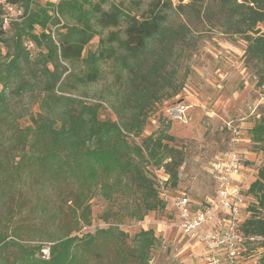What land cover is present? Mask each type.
Returning <instances> with one entry per match:
<instances>
[{"label": "trees", "instance_id": "1", "mask_svg": "<svg viewBox=\"0 0 264 264\" xmlns=\"http://www.w3.org/2000/svg\"><path fill=\"white\" fill-rule=\"evenodd\" d=\"M37 1L5 0L26 16L15 28L11 50L3 58L0 55V195L7 199L5 223L14 224L26 209L45 214L50 207L58 234L46 237L49 244L46 255H42V241L21 242L15 229L19 226H13L16 232L9 241L4 240L0 228V264H148L155 241L151 229L138 231L131 242L127 233L109 228L81 236L71 232L89 223V200L96 193L107 201L136 196L143 210L140 218L147 211L164 207L156 181L146 175L142 163L153 162L168 176L164 185L168 180L175 185L181 151L169 143L172 137L166 133L154 137L142 136V132L152 105L180 90L175 63L188 26L172 22L171 14H182L189 4L204 0H152L141 14H131L116 4L105 10L100 1L93 0H44L32 8ZM212 1L229 24L227 30L246 41L247 57L264 62V0ZM5 14L0 4L3 44L4 31L12 23L3 27ZM59 17L72 23L62 25L63 31L54 40L47 31L50 24H59ZM120 23L124 24L122 35L111 32L100 37L95 50L81 57L85 45L99 33L98 28ZM24 39L37 49L34 55ZM80 57V75L60 63L71 64ZM169 60L174 65L167 68ZM103 64H109L115 74L117 87L112 102L121 105L119 121L102 118L99 103L64 94L69 78L73 76L79 86L93 83ZM24 95L34 97L37 110L16 114L11 100ZM23 115H27L26 123L19 121ZM249 134L264 152V117ZM32 191L45 195L38 211L29 206ZM245 202L243 234L264 237V217L256 212L264 207L263 164ZM259 245L264 246V240ZM7 247H11L10 254L3 250ZM110 254L113 261L108 262Z\"/></svg>", "mask_w": 264, "mask_h": 264}, {"label": "rangeland", "instance_id": "2", "mask_svg": "<svg viewBox=\"0 0 264 264\" xmlns=\"http://www.w3.org/2000/svg\"><path fill=\"white\" fill-rule=\"evenodd\" d=\"M44 0L35 2L32 8L39 7ZM101 3L108 10L116 4L131 14L143 13L152 0H93ZM190 2V0H183ZM36 5V7L34 6ZM23 10V9H22ZM11 18L12 23L5 29L6 42L0 43V55L11 50V38L15 28L22 24L26 14ZM59 24H50L48 31L54 40L57 39L62 25L71 24L72 20L59 17ZM172 22H183L188 26V36L182 44L177 67L178 93L169 98L161 97L155 102L144 125L142 136H158L166 133L171 136V145L181 151V164L178 168L176 184L168 182L163 185V169L153 162L144 161L143 170L146 175L156 181L157 192L173 194L184 192L190 199L199 203L216 194L215 169L227 152H236L243 163L242 171L246 172L257 162L264 165V152L259 150L250 139V128L264 117V62L253 60L245 54L246 41L242 36L231 34L229 25L220 16L219 5L212 0L195 2L184 8L182 14L173 12ZM123 23L107 28H98L99 33L85 45L81 57L95 50L100 37H107L111 32L122 35ZM24 44L32 55L37 49L27 39ZM80 59L74 63L60 61L68 71L80 75L83 64ZM167 68L172 65V60ZM174 65V63H173ZM51 67V66H50ZM115 74L109 64H103L98 79L85 86H79L72 76L66 81L64 94L80 98L88 103L102 105L100 116L119 121L122 113L119 103L112 102L116 92ZM16 114L24 111L35 112L37 104L34 97L24 95L11 100ZM174 109L183 112V120L173 118ZM27 115L19 118L27 122ZM140 143L139 138H135ZM163 186V187H162ZM160 189V190H159ZM43 193L30 192L34 210L38 211L44 199ZM248 199V198H247ZM163 208L143 213L139 200L135 196H117L107 201L99 194L89 200L90 221L71 232L81 236L93 233L98 229H113L127 233V241L131 242L135 233L142 229H151L155 241L149 254L148 264H199L196 240L183 236L176 227L172 209L164 202ZM202 203L197 204L202 207ZM7 199L0 195V228L4 240H13V226L21 236V242L36 244L42 241V255H46L48 236H56L57 224L54 223L49 211L45 214L29 212L26 209L15 223H5ZM257 215L264 217V207L257 210ZM15 231V232H16ZM196 243V244H195ZM240 259V264H264V246L249 243ZM11 253V247L3 248ZM2 250H0V253ZM38 255V254H37ZM107 261H113V255H107ZM107 264V263H106Z\"/></svg>", "mask_w": 264, "mask_h": 264}, {"label": "built area", "instance_id": "3", "mask_svg": "<svg viewBox=\"0 0 264 264\" xmlns=\"http://www.w3.org/2000/svg\"><path fill=\"white\" fill-rule=\"evenodd\" d=\"M0 4L6 11L3 21V27H6L13 15H20L21 10L5 0H0ZM173 113V118L183 120V112L179 109H174ZM260 166L261 162H257L246 173L242 171L243 163L236 152L225 153L215 169L216 194L203 201L202 207L184 192L162 194L173 211L179 232L198 243L199 264H240L245 246L264 240L260 235H245L241 230L247 192L257 178ZM167 179L164 175L162 180Z\"/></svg>", "mask_w": 264, "mask_h": 264}, {"label": "crops", "instance_id": "4", "mask_svg": "<svg viewBox=\"0 0 264 264\" xmlns=\"http://www.w3.org/2000/svg\"><path fill=\"white\" fill-rule=\"evenodd\" d=\"M196 244V243H195ZM197 248H198V261H200V247L198 245V243L196 244Z\"/></svg>", "mask_w": 264, "mask_h": 264}]
</instances>
